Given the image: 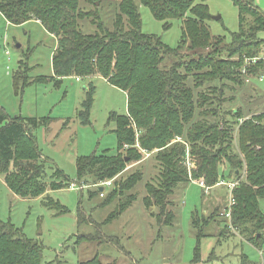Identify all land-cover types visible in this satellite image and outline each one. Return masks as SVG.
Segmentation results:
<instances>
[{
  "label": "trees",
  "instance_id": "trees-1",
  "mask_svg": "<svg viewBox=\"0 0 264 264\" xmlns=\"http://www.w3.org/2000/svg\"><path fill=\"white\" fill-rule=\"evenodd\" d=\"M81 1L0 0V15L10 24L39 20L55 36L51 56L53 75L48 80L56 84L70 75L86 77L98 73L126 93L127 114L113 113L109 117L116 123L115 152L105 149L100 154L77 156L76 179L89 185L117 176L102 202L104 205L118 202L109 215L113 218L131 205L134 196L129 192L143 179L141 169L116 180L118 175L129 163L150 153L157 177L145 183L148 196L144 200L159 208L156 216L161 221L162 214L171 213L166 209L178 183L202 178L206 186L213 187L233 178L231 222L243 237L262 248L264 211L259 199H264V111L246 113L239 106L224 113L217 107L219 96L215 100L199 91L197 99L188 82L193 81L194 88L215 82L209 87L219 95L223 87L230 86L226 81L235 84L230 86L234 89L243 87L247 78L240 67L244 56L264 51V35L260 34L264 33V13L252 1L232 0L238 9V28L225 42L224 37H212L209 31L206 21L212 16L206 0H118L114 28L108 30L97 23L100 32L90 34L78 23L85 16L94 20L92 11L82 10ZM138 4L147 7L156 20L165 21L164 28L170 26L167 19L182 20V39L176 46L171 47L159 35L141 30ZM182 43H187L191 54L182 53ZM167 56L175 60L163 65ZM247 70L254 71L249 75L262 73L264 63L250 64ZM13 79L21 87L30 83L27 69L20 66ZM34 80L47 82L44 76ZM88 84L77 110L83 124L90 122L89 111L94 102L95 87L91 82ZM52 119L49 115L10 116L0 105V175L7 188L23 198L40 197L48 190L67 188L70 184L61 169L54 171L49 184L42 180L47 160L42 159L33 132ZM126 144L128 149L123 150ZM87 191L89 198L98 193L89 188ZM42 203L55 208L57 213L68 211L48 194ZM222 208L226 210V204ZM168 214V219L162 222L170 221ZM217 214L220 213L207 216L205 221ZM87 219L79 204L77 222ZM197 220L196 216L195 225ZM42 250L37 240L21 234L9 220L0 219V264H43ZM197 250L195 246L194 253ZM197 256L194 255V261L199 260ZM243 257L239 258L241 264H252L248 262L251 259ZM77 264L104 263L95 255Z\"/></svg>",
  "mask_w": 264,
  "mask_h": 264
},
{
  "label": "rangeland",
  "instance_id": "rangeland-1",
  "mask_svg": "<svg viewBox=\"0 0 264 264\" xmlns=\"http://www.w3.org/2000/svg\"><path fill=\"white\" fill-rule=\"evenodd\" d=\"M117 3L118 0H96L95 3L82 0V10L92 11L96 21L89 16L80 19L78 23L82 30L90 34L100 32L97 23L112 30ZM209 6L212 18L206 23L212 37L222 36L228 42L231 32L238 27L237 7L231 0H209ZM138 7L144 33L159 35L171 47L179 43L182 39L181 19H167L170 26L164 28L165 21L156 20L147 7L141 4ZM181 45L182 53H192L187 50V43ZM55 46V36L35 20L15 25L9 24L0 15V105L10 116L39 118L49 115L53 118L47 126H38L33 132L42 159L47 160L42 180L49 184L54 179V171L61 169L69 177L70 183L77 185V156L93 152L100 154L105 149L115 152L113 130L116 123L109 117L113 113H126V94L106 82V78L104 80V77L93 75L67 76L60 85L55 86L53 80L47 78L52 74L51 56ZM174 60L173 56H167L162 64L168 65ZM19 66L26 68L30 77V83L24 87L16 85L13 79ZM37 76H44L47 82L35 81ZM76 77L81 80L77 81ZM258 78L259 74H250L248 80L244 78V86L238 89L233 88L235 84L231 81H226L233 87H223L221 95L211 91L210 87L215 84L212 81L194 88L193 81L189 80L188 86L194 89L197 99L199 91L213 99L219 96L221 101L217 107L224 113L239 106H243L246 113L259 112L264 111V78L261 81ZM89 82L95 87L94 102L89 111L90 122L83 124L76 111L85 98L84 87ZM127 147V144L123 145V150H127ZM135 169H141L143 179L129 192L134 196L131 205L113 218H109V215L117 208L118 202L102 204L113 185L104 187L103 197L99 196L101 189L89 187L98 191L92 198L88 197L87 188L81 184H78L80 189L70 188L69 184L67 188L48 190L46 194L68 209L57 213L55 208L42 203L46 194L23 198L7 188L3 175H0V219L9 220L21 234L42 244L43 264H77V261L95 255L104 264H237L243 255V260L247 257L252 264H264V244L258 248L259 243L255 246L252 240L243 237L233 226L231 215L226 217L222 210V216L217 214L212 220L205 221L207 216L219 213L215 208L223 209L225 204L229 206L228 184H233V178L226 179L225 184L219 182L213 189L205 183V187L200 186L199 179L178 183L169 197L173 204L166 209L171 213L162 214L161 221H157L159 208L144 200L148 196L145 183L157 177L150 155L129 163L116 180L124 179ZM259 201L264 211V199ZM79 204L88 218L83 223L77 222ZM167 214L170 221L162 222L168 219ZM196 216L198 220L195 225ZM195 246L198 249L196 253ZM194 255L199 256L198 261L193 260Z\"/></svg>",
  "mask_w": 264,
  "mask_h": 264
},
{
  "label": "built area",
  "instance_id": "built-area-1",
  "mask_svg": "<svg viewBox=\"0 0 264 264\" xmlns=\"http://www.w3.org/2000/svg\"><path fill=\"white\" fill-rule=\"evenodd\" d=\"M259 62H262V63H264V51H262L261 53H259V54H257V55H255V56H252V57H244V64H243V66H242V72L244 73V74H246V80H248V78H249V72L248 71H246L247 70V66L248 65H250V64H255V63H259ZM264 78V75H263V73H259V80L258 81H261L262 79ZM76 79L77 80H79L80 78L79 77H76ZM150 153H146L145 155H149ZM117 177V176H116ZM116 177H114V178H112V179H107V180H102V181H99V182H96V183H92V184H85L83 181H79L78 182V184H81V186L83 187V188H99V189H101V190H99V196H101V197H103L104 195H105V193H104V187L105 188H109L111 185H113V180L116 178ZM74 183L75 182H71L70 183V188H75V189H80L79 188V185L77 184V185H74ZM221 183H224L225 184V182L224 181H221ZM85 184V185H84ZM198 184L200 185V186H202V187H205L204 186V181H203V179L202 178H200L199 180H198ZM228 186H229V188H230V191L232 190V188L234 187V184H228ZM207 188V187H206ZM233 200H232V197H231V193H230V197H229V206H227L226 208H227V210H223V212H222V214L224 215V213H225V216L227 217H229L230 216V210H231V206L233 205Z\"/></svg>",
  "mask_w": 264,
  "mask_h": 264
},
{
  "label": "crops",
  "instance_id": "crops-1",
  "mask_svg": "<svg viewBox=\"0 0 264 264\" xmlns=\"http://www.w3.org/2000/svg\"><path fill=\"white\" fill-rule=\"evenodd\" d=\"M249 1H252L253 2V4L257 7V8H259L263 13H264V0H249ZM207 4H208V6H209V0H206L205 1ZM231 2H232V0H231ZM232 4H233V2H232ZM234 5V4H233ZM235 6V5H234ZM209 9H210V6H209ZM238 10V9H237ZM32 20H35V19H32ZM36 22H38V23H40V21L39 20H35ZM8 22V21H7ZM237 22H238V13H237ZM9 23V22H8ZM25 23V22H24ZM10 24V23H9ZM41 24V23H40ZM42 25V24H41ZM238 28V27H237ZM262 36L264 35V33H260ZM264 37V36H263ZM52 67V66H51ZM53 75V70H52V74L50 75V76H52ZM70 76H72V75H70ZM93 77H102V76H100V75H93ZM65 77H63L62 78V80L64 79ZM103 78V77H102ZM104 80H106L105 78H103ZM62 80H61V82H57L56 84H55V86H58V85H60L61 83H62ZM77 80V79H76ZM81 79H79V80H77V81H80ZM256 80V79H255ZM254 80V81H255ZM106 82H108L107 80H106ZM88 85V84H87ZM86 85V86H87ZM86 86L84 87V89H86ZM126 94V93H125ZM126 101H127V98H126ZM76 113H77V111H76ZM67 122V120L65 121V123ZM77 158V157H76ZM64 174V173H63ZM65 175V174H64ZM214 187H212V189H213ZM229 193H231V191H230V188H229ZM221 194V192L219 193V195ZM229 197H230V195H229ZM229 197H228V202H229ZM227 205V204H226ZM224 207V206H223ZM216 209V208H215ZM218 210H219V213H221V211H222V209H219L218 208ZM208 213V210L205 212V214H207ZM220 216H222L221 214H219ZM220 232V231H219ZM220 234V233H219ZM238 261V263L237 264H241L240 263V259H238L237 260Z\"/></svg>",
  "mask_w": 264,
  "mask_h": 264
},
{
  "label": "water",
  "instance_id": "water-1",
  "mask_svg": "<svg viewBox=\"0 0 264 264\" xmlns=\"http://www.w3.org/2000/svg\"><path fill=\"white\" fill-rule=\"evenodd\" d=\"M215 18V17H214Z\"/></svg>",
  "mask_w": 264,
  "mask_h": 264
}]
</instances>
